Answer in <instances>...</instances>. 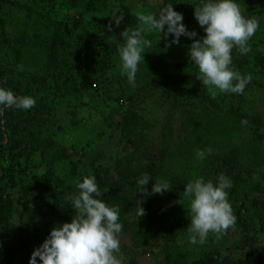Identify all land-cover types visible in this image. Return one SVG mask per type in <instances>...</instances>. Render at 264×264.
Listing matches in <instances>:
<instances>
[{
	"label": "rangeland",
	"instance_id": "rangeland-1",
	"mask_svg": "<svg viewBox=\"0 0 264 264\" xmlns=\"http://www.w3.org/2000/svg\"><path fill=\"white\" fill-rule=\"evenodd\" d=\"M93 1L92 5L75 8L72 15L68 14L67 17L63 14L64 8L61 9L59 6V2L62 3L61 0L59 2L58 0L57 2L9 0L3 4L0 7V34L4 37L8 36L10 40V45L1 51V63L6 73H9L14 80L17 77L33 78L38 81L36 87L49 93L54 90V87L57 88L66 81L67 69L64 66L57 67L56 63L61 62V58L63 60L67 55L66 47H68V41L71 40L68 35L74 27L79 25L94 27L99 19L103 20L121 13L126 19L127 27H135L138 14L157 11L161 7L160 0ZM196 1L200 2V0ZM241 10L245 16H249V10L243 8ZM176 12L184 15L183 11L177 10ZM250 17L257 19L258 25H261L260 17L256 18L254 15ZM186 28L189 31L194 30L199 37L204 35L202 28L193 26H186ZM254 35L259 37L261 32L256 31ZM145 36L156 47L144 52L143 60L150 51L157 52L158 56H164L169 52L176 57L187 58L188 47L191 44L188 38L181 36L179 43L165 48L166 40L163 33L156 34L154 31L146 30ZM171 39V34H169L167 41L170 42ZM110 41L115 45L114 49L112 48L113 60L110 64V73H108L110 77L102 88L99 91L92 87L87 88L71 97L56 100L50 112L34 121L32 127L29 128L37 135V138L52 139L55 150L64 149L68 157L55 160L48 156L41 162L34 161L33 163L37 164L36 167L27 168L22 184H35L36 181L32 177L40 176L43 180H48L49 185L55 184L56 188L63 190L69 185L74 187V181L83 175L91 174L94 167L103 166L115 173L114 168L117 163L128 165L126 159H129L134 161L132 166L137 170H151L156 179H163L169 183V190L162 191L166 200L171 196H173L172 200H175V196L182 198L184 183L190 180L189 177L194 176V170L189 168L190 140L193 135L184 131L181 125L194 106L198 105L194 95L187 88L195 82L200 83L196 78L199 75L198 68L189 57L188 61L186 60L187 66L184 65L182 69H176L165 77L166 83L152 85L145 84L149 76L145 71L139 70L140 74L133 86L127 82L126 77L120 74L118 48L122 40L115 35ZM256 54L264 55V42L249 55L232 54V67L241 74L251 73L253 77L243 93L233 94L232 102L245 107L247 112H255L263 120L260 126H252L251 129L246 127L236 139L239 144L248 143L256 133L264 136V78L255 73L257 69L255 63L258 62ZM170 66L173 64L170 63ZM176 75L177 80H175ZM208 93L213 96L209 89ZM225 94L227 93H217L213 97L219 100ZM127 110L139 115L144 122V127L137 128L127 136L116 132L113 136L114 127L119 122L121 113ZM168 116H170L169 124L166 121ZM166 125H170V129L168 128L172 134L170 142H166L161 136V131H164ZM111 136L113 138H110L109 153L102 159L98 158L99 152L104 147H102L103 140ZM217 140L220 149L224 151L227 141L222 143L220 138ZM259 146L264 157V137ZM252 157L253 154L247 152L248 161ZM220 163L214 160L205 163L208 171L206 180L215 181L218 175L213 174V170ZM259 167L258 170L262 168L264 172V166ZM226 169L228 176V174L238 172L240 166L235 164L226 166ZM1 173L2 169H0ZM6 185L7 193L4 195L13 201L17 209H22L25 204L32 206L33 202H36L34 195L37 199L39 194H48L45 190H41V187H37L33 189L28 198H24L19 185L13 189L10 188V184ZM239 199L245 201L243 215L256 221L253 217L264 203V177L259 179L254 174L253 177L247 178ZM162 205L165 203L162 202ZM132 218L133 216H129L128 222L132 221ZM187 225L181 224V227L174 230V239L180 254L179 264H190L208 253L213 254L214 257L219 254L221 256L228 254L232 258H244L247 254V248L242 250L233 248L238 238L229 234L228 230L219 239L209 233L203 244H190ZM44 239L35 240L34 247L39 246ZM119 239L123 264L130 259H136L139 264H163L165 244L160 238L153 239L145 248H136L128 232H121ZM258 239L251 248L258 247L257 251L260 250V254L264 257V232H260ZM1 248L0 244V257ZM28 259L17 260L14 264H28Z\"/></svg>",
	"mask_w": 264,
	"mask_h": 264
},
{
	"label": "trees",
	"instance_id": "trees-1",
	"mask_svg": "<svg viewBox=\"0 0 264 264\" xmlns=\"http://www.w3.org/2000/svg\"><path fill=\"white\" fill-rule=\"evenodd\" d=\"M57 2V0H52ZM59 6L64 8L63 13L72 15L77 7L89 6L94 3L93 0H61ZM9 2V0H0V7ZM240 8L250 11L249 16L260 17L261 25L256 31L261 32V36L253 35L248 41L250 51L248 55L254 53L260 44L264 42V0H238ZM174 11H183V24L201 28L194 19V7L198 4L196 0H160V6L169 5ZM62 5V6H61ZM242 11V10H241ZM111 17L105 18L95 24V26H76L69 33L67 55L61 58V62L56 63L57 67L64 66L67 69L65 82L54 90L45 93L42 89L36 87L38 81L35 79H26L17 77L15 80L6 73L1 63V51L10 45V40L0 34V86L11 89L14 94L29 95L35 98V106L28 110H17L5 108L0 110V244L2 246L0 264H14L17 260L27 259L35 248L34 242L37 239L47 237L53 226L61 223L70 222L71 216L75 215L71 202L65 197L71 192H75V186H67L63 190L55 187V184L49 185L48 180H43L40 176H33L35 184L23 185V175L27 174V168L36 167L34 161H42L50 156L55 160H63L68 157L67 152L62 149L56 151L54 141L50 138H37V135L30 131L34 121L39 120L45 114L50 112L51 106L56 100L71 97L84 89H94L99 91L107 81L110 73V64L112 58V48L115 45L111 43V38L119 36V32L127 27L126 19L121 23L111 25ZM58 29V28H57ZM120 38V36H119ZM196 38H199L197 35ZM152 47H156L153 46ZM239 54L233 50L232 54ZM257 55L256 74L264 78V55ZM187 58L176 57V55L167 52L164 56H158L157 52L150 51L143 61H141L139 70L145 71L149 76L145 84H163L165 77L176 69H182L187 66ZM170 63L173 66H170ZM189 64V63H188ZM192 64V63H191ZM237 68V67H236ZM138 71L137 76L140 74ZM10 75V76H9ZM22 76V75H20ZM178 79L176 75L175 80ZM188 90L194 95L197 107L189 112L185 121L182 122V129L192 133L191 152L189 156L190 167L194 170V176L208 175L205 163L214 160L218 165L213 174L220 175L226 172V166L239 165L240 170L236 173L228 174L232 178V187L228 189V201L235 216V226L228 229L229 234L236 236L233 248L246 249L247 254L244 258H232L228 254L216 255L208 253L204 257L192 261L190 264H264V257L260 254L258 247L253 245L259 240L260 232H264V203L260 211L256 213L252 221L251 218L244 216L245 201L238 197L241 193L244 182L254 174L259 179L264 177V172L258 170L259 166H264V157L259 143L263 139L262 134L256 133L254 138L248 143L239 144L236 142L238 135L248 127L262 125V117L255 112H247L245 107L239 104H233L234 95L225 94L224 97L217 100L208 93L201 83L196 82L187 86ZM229 99V100H228ZM228 100V102H227ZM243 105V104H242ZM22 117H24L22 119ZM170 116L166 121L169 122ZM242 120L248 123L242 124ZM169 124V123H168ZM168 126V127H166ZM161 136L166 142H170V125H166ZM144 127V122L139 115L127 110L121 113L119 122L114 127L115 132L124 136L132 134L137 128ZM112 128V125H110ZM109 128V129H110ZM256 132V131H255ZM110 138H105L102 143L103 149L98 154V158H103L109 153ZM226 142V149L222 151L219 147V141ZM210 147L212 154L204 160L195 158L197 149ZM109 150V151H108ZM247 152L253 154L248 161ZM127 162L128 165L117 163L114 168L115 173L101 166L94 167L91 175L97 179V184L103 192L101 199L109 206L116 205L120 209L119 223L122 224V232H128L131 235V241L136 248H145L153 239L160 238L165 244L163 264H179L180 254L178 246L174 239V230L181 227V224L187 225L190 221L188 211L189 202L184 197L175 196V200L168 197L166 200L164 193L149 194L146 196L135 189L136 180L142 173L149 174L153 180H157L153 171H140L132 165L134 161ZM19 166V167H18ZM75 175L76 173L73 172ZM194 176L189 177L192 179ZM206 179V178H205ZM216 179V177H215ZM14 188L19 185L22 191V197L28 198L33 189L41 187L48 194H39L34 204L31 206L25 204L22 209H17L13 201L4 195L7 193V185ZM153 181L150 179L144 187L149 191ZM58 185V183H57ZM137 202L144 210V215L136 216ZM162 202L165 205H162ZM129 216H133L132 221L128 222ZM125 264H139L136 259H130Z\"/></svg>",
	"mask_w": 264,
	"mask_h": 264
},
{
	"label": "clouds",
	"instance_id": "clouds-1",
	"mask_svg": "<svg viewBox=\"0 0 264 264\" xmlns=\"http://www.w3.org/2000/svg\"><path fill=\"white\" fill-rule=\"evenodd\" d=\"M194 19L202 28L204 35L196 38L197 33L189 31L183 24V15L173 10L171 4L157 11L138 14L135 27H125L119 32L122 43L118 48L121 76L130 85H135L142 54L152 48L145 31L163 33L165 48L179 43L184 36L191 40L187 56L198 68L196 78L212 95L217 93L241 94L252 81L251 73L241 74L232 67V52L237 50L246 55L250 48L248 41L258 28L257 19L245 16L238 0H200L194 7ZM123 14H114L111 25L118 26ZM171 34V41H167ZM35 106V98L29 95L14 94L11 89L0 86V110L13 108L28 110ZM247 124V120H242ZM212 154L206 147L195 151L197 160H204ZM152 180L150 193L144 187ZM76 191L65 199L71 202L75 215L70 222L53 226L47 237L30 253L28 264H123L120 252L122 224L119 223L120 209L107 205L102 199L94 175H83L74 181ZM137 189L142 197L160 194L170 188L163 179L153 180L142 173L136 180ZM232 178L224 173L213 181L203 176H194L184 183L183 197L188 200L190 221L186 227L190 244H203L209 233L219 239L228 229L235 226V216L228 201V189ZM137 202L136 216L144 215Z\"/></svg>",
	"mask_w": 264,
	"mask_h": 264
}]
</instances>
